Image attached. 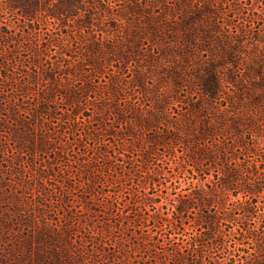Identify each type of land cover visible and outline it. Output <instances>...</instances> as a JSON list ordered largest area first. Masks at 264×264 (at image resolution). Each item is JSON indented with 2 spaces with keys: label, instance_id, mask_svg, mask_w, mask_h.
Wrapping results in <instances>:
<instances>
[{
  "label": "trees",
  "instance_id": "trees-1",
  "mask_svg": "<svg viewBox=\"0 0 264 264\" xmlns=\"http://www.w3.org/2000/svg\"><path fill=\"white\" fill-rule=\"evenodd\" d=\"M91 3L100 12H110L107 3L103 0H94V2L93 0H54L53 2L50 0H8L7 2L10 9L20 12L24 21L19 22V29L16 27L12 29L5 25L0 26V46L5 47L14 43L15 46L19 45L18 47L29 50L31 55L28 61L37 66L39 70L33 73L24 69L23 63L27 60L17 57L10 53L11 51L0 53V68L6 72L1 76L0 90L8 86L14 88L9 95L0 91V115H5V118L0 116V154L5 153V145L10 140L17 143L18 152L11 159L4 157V162L0 164V201L5 202L7 206L4 210L6 209L9 213V215L0 213V252H3L0 254L1 264H88L89 260L95 258L100 252L107 264L116 263L118 260L126 263L128 257L123 258L116 250L109 249L105 244V239L108 241L115 237L114 229H118L123 234L128 233L127 238L117 237L115 242L120 248L128 247L133 251L147 247L150 250H156L160 243L159 236L158 238L157 236L151 237V235L146 236L143 233L137 236L136 229L129 230V227L125 226V219L135 228L140 226L138 223L139 216H141L139 206L142 205L147 208L155 206L157 210L154 211L151 218L159 222L156 225L161 227L168 222L171 229L182 233V238L188 240L190 244L188 246L193 247L192 252L197 254L196 259H190V251L186 253L183 246L176 247L173 251L163 250L161 253H151V260H155L153 264H166L169 259L173 262L170 264H204L198 257L201 252L199 246L205 244L208 239L213 241V245L223 244V241L216 239L223 220L233 222L240 219L242 224L239 227L243 238L237 239L235 244L240 251H245L250 255L244 258L240 264H264V230L251 227L248 222L237 217L235 211L239 210L244 215H252L257 208L255 197L264 193V175L260 176L262 174L261 165L264 163V13L257 17L258 20L263 21L258 30H240V33L224 37V40L216 35L220 32L219 18L222 17V12L214 8L212 3L207 0H201V5L197 9L192 8L191 0H178L174 6V10L180 14L178 20L173 22L156 20L157 22L153 23L148 19L146 22L149 25L152 24L149 27L162 37H170V39L182 43L185 49L176 52L186 59L188 55L194 53L198 39L201 41L200 49L204 50L212 38L213 40L218 39L221 44H224V49L221 50L222 54L217 55L222 58V61H218L215 56L211 57L208 63L202 65L196 75L195 80L197 81L195 82L209 97L217 96L227 85L232 86L242 103H226L224 110L219 113L211 112L213 103H189V112L183 114L184 121L171 119L170 103H154V110L146 114L134 104L121 109L117 103H113L109 107L114 111L118 120H126L127 123L130 120L131 123L120 131H115L113 127L106 125L103 127L107 135L113 134L122 138L135 137L131 145H123L117 151L118 155L125 157L131 151V146H140L142 139L140 130L158 128L161 124L167 125V130L158 131L147 138L150 149L142 151L143 162L148 163L152 160V149L157 150L159 145L167 146L169 152L173 153L174 144L183 143L185 147L182 154L183 161L177 162L175 167L180 174L192 178V181L199 184L200 188L187 194H179L177 201L170 199L171 218L163 215L161 211L163 204H156L157 197L150 196L148 193L140 199L135 197L136 200L128 203L133 205L119 206V196H116L114 191H106L96 186L106 179L102 177L105 175H101L105 174L104 170L95 171L93 169L96 166V158L78 169L89 180L83 195L80 196L81 205L79 206L81 209L69 205V191L61 195V202L64 203L61 207L66 213L67 221L79 222V225L68 223L58 229H53L49 225L50 205L45 204L42 199H38L35 202L39 209H32V213L38 211L39 216L47 217L49 220L45 224L35 227L31 233L14 234L13 237H9L13 233L15 224L22 223L31 227L34 225L28 219L31 216L27 217L24 213L23 201L19 194L6 193L4 176L15 173L19 176L17 179L19 186L27 189L36 188L42 191L41 193H45V196L49 194L51 190L48 180L53 175L52 172H55L53 160H47L45 164H42L43 167H39L35 155L54 151L55 160L64 157L65 152L68 151L69 141L58 145L54 134L61 133L67 127L75 132L79 123L77 121H72L70 125L62 123L60 128L56 129V127H50L51 125L44 122L41 117L55 116L57 107L51 104L58 94L66 97L74 106L72 110L74 115L83 114V107L80 103L81 92L94 91V85L89 80L82 89L59 87L61 83L57 79V73L74 74L76 70L70 67L63 69V64H60L59 60L46 64L45 56L48 49L58 43L61 38L51 36L46 41L43 38L42 29L35 27L36 21L39 20V15L46 14L56 19L60 27L68 25L72 20L77 21L80 28L90 27L94 25V14L96 13L91 9L93 5L90 8ZM129 10L136 12L137 7L131 6ZM65 36L70 39L75 35L67 33ZM181 38L183 42L180 40ZM136 43L137 41L129 50L135 54L139 53ZM88 48L92 52L91 57L88 63H79L80 70L85 69V64H91L97 71H101L103 68L102 59L110 62L113 57L127 59V56L122 55L114 45H108L107 51H104L102 50L105 49L104 47L92 42L88 44ZM69 52H72V48L66 46L62 54H71ZM60 61L67 62L68 65L72 62L65 58ZM21 65L22 69L18 74L23 76V79L10 72L11 69L16 66L19 68ZM171 76L172 81L183 78L177 72ZM41 78L50 81L51 84L39 92V101L35 107L30 109L24 107L22 99L30 91H33V84L40 83ZM119 82L120 79L117 77L113 79L111 82L113 90H117ZM134 83L144 86L143 75H137ZM7 99L9 104L4 103V100ZM23 108L29 109L30 119H26L20 114ZM127 111L130 112V116L126 115ZM83 129L86 130L87 136H96L93 132L88 131L87 127ZM71 144H69L70 147L74 144L79 148L84 146L81 139H75ZM170 144L172 145L170 146ZM102 150L96 151L95 155L102 154ZM27 152L31 154L27 162L36 173L33 177L26 175L25 166L22 164L24 154ZM251 155L256 159H249ZM5 162L7 164H4ZM107 165H111L109 160H107ZM116 170L118 172L117 167ZM162 172L163 169L155 167L147 177L149 179L146 178V184L148 181L155 184L157 180L155 175ZM118 179L115 180L118 181ZM64 182L69 188H76L71 179L67 178ZM97 196L103 197V200L97 202ZM232 199L238 202L237 206L225 211L226 204ZM216 205L219 206V209L213 210L212 207ZM128 206H130L129 214L136 212L137 217L132 218L125 214ZM117 210L119 211L116 214L120 215L117 222L113 223L102 219L95 222L94 217L99 214L115 216L114 212ZM194 210L199 212L194 226L204 227V229L195 236L184 237L186 234L184 226ZM37 213H35L36 216ZM83 223L87 228L89 227V231L83 236L85 243L81 242V245H77L71 240V235L77 230L83 233V230L80 229L84 228ZM246 238L253 240V247H247ZM88 242L96 247L93 253L84 249ZM68 246L73 247L74 253ZM227 250L229 253L225 264H237V254L230 252V247H227Z\"/></svg>",
  "mask_w": 264,
  "mask_h": 264
},
{
  "label": "rangeland",
  "instance_id": "rangeland-1",
  "mask_svg": "<svg viewBox=\"0 0 264 264\" xmlns=\"http://www.w3.org/2000/svg\"><path fill=\"white\" fill-rule=\"evenodd\" d=\"M54 0H50L53 2ZM107 3L110 12L104 13L100 12L95 8L93 3H91V8L94 12V25L86 28H80L77 21H69V24L60 27L58 21L46 14L39 15V20L36 21V28L42 29L43 38L47 41L51 36L59 37L61 40L52 45L46 53V64L51 61H58L63 64V69L67 67L76 70V73H57V79L61 83L59 87L63 89L75 88L82 89L85 86L87 80L93 83L94 91L81 92V105L83 107V114L74 115L72 113L73 105L70 101L62 96L57 95L54 102L51 104L56 108V114L54 117L47 116L41 117L44 122L49 123L52 127L56 129L60 128L62 123L70 125L72 121H77L79 123L78 129L72 132L69 127L61 131V133L54 134L58 145L59 143L73 144L75 139H81L83 145L81 148L76 144L71 147L68 144V151L65 152V156L59 159L56 158L55 152L51 153H38L35 155L37 159V165L44 166L45 161L53 160V166L55 172H52L51 178H49L48 183L50 184V193L45 196L42 191L33 188L27 189L25 187L19 186L18 177L15 173L13 175H5V185L6 193L13 195V193L19 194L21 197L23 208L25 209V215L29 217L28 219L34 226H29L26 224H15L13 233L9 236L10 238L14 234H27L34 231L35 227H39L40 224H45L47 222V217H41L36 212L32 213V209H39L36 205L38 199H42L45 204L50 205L49 214L50 217L49 225L53 229H58L60 226L67 225L68 223L79 222L67 221L66 213L61 207L64 203L61 202V195L69 191L70 202L69 205L72 207H77L81 209L79 205L80 196L83 195L86 185L89 183L87 176L78 170L84 164L91 163L90 161L95 160L96 166L94 170L98 169L104 170L105 175L102 176L103 179L99 186V189H104L106 191H114L116 196H119L120 205H133L128 204L130 201L139 199L148 193L150 196H156L157 205L163 204L161 211L163 215L167 218L172 217V208L170 199L177 201L179 194H187L194 191L196 188H200V185L193 182L192 178L185 176V174H180L176 169L175 165L177 162L183 161V152L185 147L183 143L174 144V152L170 153L169 149L165 145H159L157 150L152 149V160L148 163H144L142 160V151L149 150L147 138L151 135L157 133L161 130H167V125L161 124L160 127L150 130H140L141 131V144L140 146H131V151L124 157L117 154L119 148L123 145H131L135 137L128 136L126 138L119 137L117 135H107L103 127L106 125L108 127H113L115 131H120L125 129V127L131 123H127L126 120H118L116 114L110 105L117 103L121 109L134 104L139 107L142 112L149 113L154 110V103H170L169 113H171V119L174 121H184L183 114L189 112V103H213L212 113L222 112L225 108L226 103H242L238 99V95L234 87L227 85L215 97L207 96L197 84L196 75H198L203 64L210 61V58L215 56L218 61H222V58L217 55H221L224 48V44L217 40H210L207 43V48L200 49L201 41L197 40V46L192 55H188L187 59L182 57L177 50L181 51L184 48L182 43L175 41V39L162 37L157 34L155 30H152L146 20H150L153 23L158 20L163 21H176L180 18L174 10V6L178 0H103ZM212 3L213 7L219 9L222 12V17L219 18V30L220 32L216 35L224 39V37L232 36L240 33V30L250 31L251 29L258 30L261 27L263 21L258 20V16L264 13V0H207ZM8 0H0V26L5 25V27H10L12 29H19V22H23L20 12L16 9L12 10L8 7ZM94 2V0H93ZM192 8L197 9L201 5V0H191ZM131 6L137 7L136 12H130L129 8ZM126 13V14H125ZM23 20V21H22ZM157 22V21H156ZM148 24V25H147ZM17 29V31H18ZM169 32V31H168ZM167 32V33H168ZM67 33H72L75 36L67 38L65 35ZM170 34V32H169ZM223 38H222V37ZM249 36V35H247ZM134 40V42H132ZM182 41V38L180 39ZM137 41V46L139 53L135 54L129 51L133 43ZM95 42L99 44L104 51H107L108 45H114L115 48L121 51V54L127 59L113 57L110 61L102 59L103 68L101 71H97L96 68L91 64H85V69H79V63H88L92 52L88 48V44ZM183 42V41H182ZM19 45H14L10 43L5 47L0 46V53L2 51H11L17 57H22L27 60L23 64L24 69L30 72H37L39 68L35 65L29 63V56L31 52L24 49L23 47H18ZM68 46L72 48L71 54H62L63 49ZM212 50V51H211ZM214 53V55H213ZM71 60V64L68 65L67 62L60 61L62 59ZM77 65V66H76ZM204 66V65H203ZM11 69L10 72L17 77L22 69V65L19 68ZM175 72L180 73L183 78L177 79V81H172V76ZM5 70L0 68V79L2 75H5ZM137 75H143L145 79V85L140 86L134 83ZM86 77V78H85ZM120 79L117 86V90H113L112 81L114 78ZM86 79V80H85ZM50 81L45 79H40V83L33 84V91L26 94L25 98L22 99V104L24 107L29 109L35 107V104L39 101V92L46 88ZM14 88L11 86L4 87L2 90L5 94L9 95L12 93ZM113 90V91H112ZM10 99V98H9ZM25 100V102H24ZM24 102V103H23ZM4 103L9 104V100H4ZM29 109L25 110L23 108L20 111L22 117L30 119ZM127 116H130V112L127 111ZM5 118V115H0ZM70 116V120H69ZM12 122V120H10ZM87 127L88 131L96 134L95 137L87 136L86 130L83 128ZM7 135V133H5ZM5 139V137H4ZM16 144L14 141L10 140L6 143L5 153L0 154V164L3 163L4 157L11 159L14 155H17ZM172 144H170L171 146ZM103 149L102 154L95 155V152ZM30 153L24 154V161L22 162L25 166V173L27 176H35L36 173L30 168L27 160L30 158ZM249 159H256L255 156L251 155ZM107 160L110 161L111 165H107ZM4 164H7L6 162ZM118 168V172L116 170ZM157 167L163 169V172L156 174L155 184L150 183V181L145 182L146 178L149 177L153 169ZM261 175H264V163L261 165ZM99 173V172H97ZM67 178L71 179L76 188H69L64 182ZM119 178L118 181L115 179ZM149 179V178H147ZM2 194V193H1ZM97 202H101L103 197L97 196ZM257 205L255 213L252 215H244L243 212L239 210L236 211V216L242 218L244 221L248 222L251 227H258L261 231L264 230V193H261L254 199ZM238 202L229 200L226 204V210H231L237 206ZM7 206L5 202L0 201V213L3 212L7 214L5 208ZM130 206H128L126 215H130L132 218L137 217L136 212L130 211ZM213 210L219 209V206L212 207ZM155 206L147 208L142 205L139 206V211L141 216H139L138 223L140 226L137 228L131 226V224L125 219V226H128L129 230L136 229L137 236L142 233L146 236L160 238V243L156 250H150L147 247H142L138 250H130L128 247L126 249L117 246V237L127 238V234L118 229H114V238L105 239V244L108 245L109 249L116 250L119 255L123 258L128 257L127 262L110 263V264H153L155 260H151V253H161L164 251H173L176 247L183 246L186 253L190 251V259H196V253H193V247L188 245L189 242L183 239L182 233L171 229L170 224L166 222L163 226L158 227L159 222L153 220L151 215L154 213ZM115 211L114 213H118ZM37 213V216L35 215ZM9 215V213H8ZM199 212L194 210L190 214V219L187 221L186 234L195 236L197 233L203 231L204 227H195L194 221L198 218ZM95 222L99 219L108 222H117L120 219V215L116 214L111 216L108 214H99V216L94 217ZM240 220L233 222H228L223 220L221 223L220 231L216 234V239L223 241V244L213 245V241L208 239L205 244L199 246L201 252H199V258L204 264H225L228 255L227 247H230L231 251L237 254L236 262L240 264L244 258L249 257V253L245 251H240L235 244L237 239L243 238L239 225L242 223ZM84 228L83 233L80 230L74 231L71 235V240L77 245H81L83 242V236L89 231V227L83 223ZM81 226V227H82ZM87 228V229H85ZM183 230V229H182ZM181 230V231H182ZM94 231V230H93ZM129 232V231H128ZM130 233V232H129ZM131 235V234H130ZM162 235V237H161ZM163 236H165L163 238ZM134 239L135 236H133ZM116 239V240H115ZM247 247H253V240L246 238ZM108 244H107V243ZM84 245V244H83ZM129 246V244H127ZM124 246V245H122ZM70 247V246H68ZM125 247V246H124ZM71 252L73 247H70ZM84 249L89 253H93L96 250L95 245L89 242L85 244ZM3 252H0V254ZM99 253V252H98ZM103 254H97L95 258L89 260L88 264H107L104 262ZM120 260L122 258H119ZM173 263L171 259L166 261V264ZM1 264V260H0Z\"/></svg>",
  "mask_w": 264,
  "mask_h": 264
}]
</instances>
